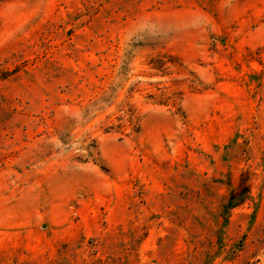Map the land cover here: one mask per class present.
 Instances as JSON below:
<instances>
[{"label": "rangeland", "instance_id": "1", "mask_svg": "<svg viewBox=\"0 0 264 264\" xmlns=\"http://www.w3.org/2000/svg\"><path fill=\"white\" fill-rule=\"evenodd\" d=\"M0 264H264V0H0Z\"/></svg>", "mask_w": 264, "mask_h": 264}]
</instances>
